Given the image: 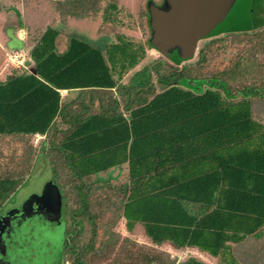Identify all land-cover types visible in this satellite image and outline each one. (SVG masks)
<instances>
[{
	"label": "trees",
	"instance_id": "1",
	"mask_svg": "<svg viewBox=\"0 0 264 264\" xmlns=\"http://www.w3.org/2000/svg\"><path fill=\"white\" fill-rule=\"evenodd\" d=\"M142 16L147 31L145 8ZM224 34L194 66L154 62L132 73L148 36L116 34L102 48L67 36L59 50V32L47 28L29 51L35 73L0 82V141L15 143L6 155L0 148V206L39 136L63 202V264L108 262L121 221L155 247L241 264L236 250L264 236V122L253 109L264 101V24ZM230 47L237 52L223 56ZM117 168L123 182L94 179ZM122 262L164 264L133 243ZM175 264L208 263L190 255Z\"/></svg>",
	"mask_w": 264,
	"mask_h": 264
},
{
	"label": "rangeland",
	"instance_id": "2",
	"mask_svg": "<svg viewBox=\"0 0 264 264\" xmlns=\"http://www.w3.org/2000/svg\"><path fill=\"white\" fill-rule=\"evenodd\" d=\"M8 1V14L3 13L0 15V24L2 20L11 19L12 21L16 19L17 11L22 8L21 3L23 0ZM74 1L73 5H69L67 8L62 4L60 5L64 13L55 27L61 33L85 40L100 48L112 42L116 34L125 35L135 42H144L146 36L149 37L148 28L147 33L146 29L140 24V21L143 22L142 13L147 0ZM154 1L158 2V0ZM108 4H113L116 9L110 10ZM236 20H244L248 28H257L263 25L264 0H258L256 3H252V0L242 1L234 18L227 21V27L234 25L233 23ZM9 24L11 26L16 25L12 22ZM224 35L204 40L198 44L196 55L191 60L181 63L178 68L194 66L199 49L210 40L224 37ZM237 49L238 47L227 48L223 51V56H230L236 53ZM260 60L264 67V52L260 55ZM154 62H161L164 66H173L169 60L162 57L155 50L150 49L145 59L132 73L144 65ZM129 77L130 75L126 76L123 82H126ZM253 109L255 117L264 122V101H254ZM43 139L39 136L33 137L32 142L36 146L38 154L35 155L28 172L16 184L0 206V218L5 219L8 224L7 238L19 255L16 258L17 262L22 261L25 264H63L64 208L61 193L54 181L51 168L45 155L40 151ZM13 144L1 140L2 153L6 155L9 146H13ZM94 179L99 182L110 181L112 184H118L125 180L124 170L117 168L107 173L98 174ZM115 229L120 233L121 241L112 258L104 264H123V253L129 243L135 244L141 251L148 253L164 264H175L178 259H182L170 253L169 250L150 246L145 242L140 228L133 234H128L124 230L121 221L117 223ZM236 254L241 260V264H264V236L258 241L250 239L236 250ZM195 256L208 264L216 263L207 256L199 254H195ZM64 264H70V262Z\"/></svg>",
	"mask_w": 264,
	"mask_h": 264
},
{
	"label": "water",
	"instance_id": "3",
	"mask_svg": "<svg viewBox=\"0 0 264 264\" xmlns=\"http://www.w3.org/2000/svg\"><path fill=\"white\" fill-rule=\"evenodd\" d=\"M244 0H147V45L172 64L191 60L198 44L231 31L248 29L244 20L227 27ZM258 0H252L256 3ZM247 11V9H246ZM35 73V70H31ZM8 224L0 218V264H17L18 254L8 241ZM21 264H25L22 262Z\"/></svg>",
	"mask_w": 264,
	"mask_h": 264
},
{
	"label": "crops",
	"instance_id": "4",
	"mask_svg": "<svg viewBox=\"0 0 264 264\" xmlns=\"http://www.w3.org/2000/svg\"><path fill=\"white\" fill-rule=\"evenodd\" d=\"M74 0H23L21 3V10L17 11L16 19L2 20L0 24V82L6 81L9 77L17 73L30 72L33 69V61L29 56L30 49L36 44L39 37L47 28H53L59 32V50L63 47L62 40L68 35L61 33L55 25H57L60 17L64 11L60 8V5L69 7L73 5ZM0 15L8 14V0H0ZM67 10V9H66ZM66 14V13H65ZM66 17V16H65ZM67 18V17H66ZM5 19V18H4ZM16 23V25H10L9 23ZM11 53H21L24 55V67H13L8 62V56ZM148 53V50H146ZM147 55V54H146ZM61 95L64 97L67 95V91H61ZM145 242H147L145 240ZM148 243V242H147ZM150 244V243H148ZM153 248H160L169 250L175 256H178V261L189 257L190 255L196 257L195 254L206 256L205 254L199 253L196 250L188 249L185 251H176L172 249L168 244L162 247H155L150 244ZM169 254V253H168ZM198 258V257H196ZM209 258V257H207ZM199 260H202L198 258ZM210 259V258H209Z\"/></svg>",
	"mask_w": 264,
	"mask_h": 264
},
{
	"label": "built area",
	"instance_id": "5",
	"mask_svg": "<svg viewBox=\"0 0 264 264\" xmlns=\"http://www.w3.org/2000/svg\"><path fill=\"white\" fill-rule=\"evenodd\" d=\"M24 60L25 57L23 54L21 53H11L8 56V62L13 66V67H22L23 69H26V67H24Z\"/></svg>",
	"mask_w": 264,
	"mask_h": 264
},
{
	"label": "flooded vegetation",
	"instance_id": "6",
	"mask_svg": "<svg viewBox=\"0 0 264 264\" xmlns=\"http://www.w3.org/2000/svg\"><path fill=\"white\" fill-rule=\"evenodd\" d=\"M162 0H158L157 4H160ZM2 219V218H1Z\"/></svg>",
	"mask_w": 264,
	"mask_h": 264
}]
</instances>
